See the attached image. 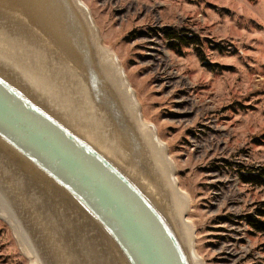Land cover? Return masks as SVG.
<instances>
[{"label": "water", "instance_id": "obj_1", "mask_svg": "<svg viewBox=\"0 0 264 264\" xmlns=\"http://www.w3.org/2000/svg\"><path fill=\"white\" fill-rule=\"evenodd\" d=\"M133 93L80 0H0V219L29 264H201Z\"/></svg>", "mask_w": 264, "mask_h": 264}, {"label": "rangeland", "instance_id": "obj_2", "mask_svg": "<svg viewBox=\"0 0 264 264\" xmlns=\"http://www.w3.org/2000/svg\"><path fill=\"white\" fill-rule=\"evenodd\" d=\"M80 1L167 148L201 264H264V233L241 220L264 188L238 176L264 169V0ZM165 29L198 36L201 57ZM0 264H29L1 219Z\"/></svg>", "mask_w": 264, "mask_h": 264}, {"label": "trees", "instance_id": "obj_3", "mask_svg": "<svg viewBox=\"0 0 264 264\" xmlns=\"http://www.w3.org/2000/svg\"><path fill=\"white\" fill-rule=\"evenodd\" d=\"M164 35L166 39L169 41V44L172 49L178 48L180 45L183 46H190L194 45L195 50L199 57H201L200 54V48L199 45L202 44L201 39L198 36L191 35L187 36L184 34H177L175 35L172 33L170 29L164 30ZM239 180L243 184H251L254 186H259L264 188V169H255L253 171L245 172L239 171ZM258 217L264 218V210L259 209L257 211V214L255 216L253 215H245L241 217L242 222L248 226V228L252 232H260L264 233V222L261 221Z\"/></svg>", "mask_w": 264, "mask_h": 264}, {"label": "bare ground", "instance_id": "obj_4", "mask_svg": "<svg viewBox=\"0 0 264 264\" xmlns=\"http://www.w3.org/2000/svg\"><path fill=\"white\" fill-rule=\"evenodd\" d=\"M81 2V1H80ZM82 3V2H81ZM83 4V3H82ZM84 5V4H83ZM102 46V45H101ZM102 48L103 49H105L103 46H102ZM108 53H110V51H108L107 49H105ZM117 57V56H116ZM117 62H118V66L123 70V68L120 66V64H119V61H118V58H117ZM123 73H125L124 71H123ZM126 76V75H125ZM127 79V78H126ZM130 84V83H129ZM132 88V87H131ZM134 94V93H133ZM134 97H135V94H134ZM135 100H136V98H135ZM136 102H137V100H136ZM137 104H138V102H137ZM140 107V106H139ZM139 113H140V120H141V122L143 123V124H145V125H147V126H151V127H153V129H154V131H155V133H156V136H157V139H158V142L160 143V144H162L163 146L162 147H164V149L166 150L165 152L167 153L166 155H168V151H167V148H166V146H165V144L159 139V137H158V135H157V132H156V129H155V127L153 126V125H151V124H147V123H145L143 120H142V117H141V110H139ZM168 162H169V164H170V167H171V171H173V173H174V175H175V169H174V165H173V163H172V161H171V159L168 157ZM176 182H177V180H176V177H175V179H174ZM179 191V193L181 194V197L183 196L184 198H187L180 190H178ZM183 198V199H184ZM4 216H6V214L4 215Z\"/></svg>", "mask_w": 264, "mask_h": 264}]
</instances>
